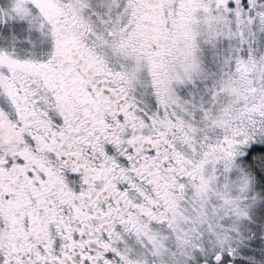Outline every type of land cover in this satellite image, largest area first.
<instances>
[{
    "label": "snow or ice",
    "instance_id": "1",
    "mask_svg": "<svg viewBox=\"0 0 264 264\" xmlns=\"http://www.w3.org/2000/svg\"><path fill=\"white\" fill-rule=\"evenodd\" d=\"M0 264H264V0H0Z\"/></svg>",
    "mask_w": 264,
    "mask_h": 264
}]
</instances>
